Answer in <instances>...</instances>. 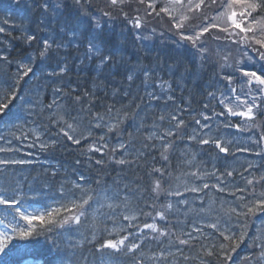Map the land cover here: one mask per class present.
Listing matches in <instances>:
<instances>
[{
	"label": "snow or ice",
	"instance_id": "obj_1",
	"mask_svg": "<svg viewBox=\"0 0 264 264\" xmlns=\"http://www.w3.org/2000/svg\"><path fill=\"white\" fill-rule=\"evenodd\" d=\"M13 3L20 9L27 5L37 12L42 17L40 31L51 34L38 38L8 18L0 20V34L5 37L12 36L9 29L13 28L20 31L13 39L22 43L32 45L39 39L37 55L27 62L15 61L11 75L8 68L13 61L9 55L0 54V77L6 76L11 81L6 87L0 86V115L16 107L17 99L22 101L21 108L34 104L39 107L36 115L44 117L45 112L48 115L47 123L37 125L39 131L37 128L25 131L24 125H13L9 131L12 139L0 137L5 144L0 147V153L5 154L0 158V180L4 182L0 184L3 209L0 264H51L43 251L35 250L41 238L51 245L47 252L55 249L61 264L62 251L69 250L72 264H122V261L190 264L193 260L211 264L213 259L216 264H229L232 254L248 237V221L264 213V173L258 175L255 171L261 166L250 161L241 164L237 159L238 153L264 159V0H31V3L13 0ZM117 21L128 29L122 47L131 43L147 48L145 42L157 35L155 24H160L162 28L166 26L160 36L166 31L178 47L190 46L202 67L211 64L217 69L216 80L206 90L209 102L203 104L204 111L194 112L176 103L178 81L158 77L154 70L140 64L128 67L123 57L117 60L110 47L113 32L109 29ZM209 41L216 46L210 47ZM65 46L76 51L84 47L85 59L93 61L98 69L123 67L129 88L139 79L144 94L132 96L125 90L123 96L131 97L129 103L119 108L116 103L106 104L103 112L96 110L94 93H81L63 85L53 87L54 98L47 105L26 100L20 95L21 82L35 74L36 65L51 69L45 75L56 78L53 85L67 75V60L58 58ZM233 46L236 56L232 53ZM169 67L174 74L179 71L178 67ZM180 79H184L182 74ZM149 87L153 90L147 91ZM146 98L149 105L155 102L157 106V111L151 113L152 123L149 125L142 119L136 132H129L128 139H123L124 124L140 116ZM185 114L191 120H186ZM236 117L240 119L234 121ZM213 119L219 120V125H213ZM228 129L252 133L247 139L254 147L241 144L234 137L229 139L222 132ZM49 130L54 134L45 141L43 135ZM112 135L120 138L115 145L108 142ZM30 136L33 142L29 148L38 146L41 151H55L62 147L63 138L78 146L80 156L88 161L99 154L94 163L100 169L111 164L143 168L147 185L142 188L137 184L135 191L118 185L108 189L98 178L95 186H91L81 173L74 180L65 177L56 195L43 186L25 190L27 177L21 179L15 169L30 165L33 160L19 158L23 149L13 146V140L24 141ZM180 142H186V147L177 156ZM192 143L212 145L225 160L232 157L233 161L222 170L215 165L208 169L198 161L196 153L188 150L187 145ZM173 159L177 161L175 165ZM158 162H162L159 167ZM50 175L55 178L58 174L53 170ZM237 176L242 185L236 183ZM201 193L209 196V200L206 203L201 199L194 208L186 197L195 194L199 198ZM210 193L227 194L233 200L229 203L212 198ZM45 196L50 203L34 208L31 202ZM105 207L109 212H101ZM188 213L195 216V222L185 224L180 220ZM102 217L111 222V228ZM85 231L91 233V239L84 235ZM74 233H79L83 240L72 243ZM65 237L69 241L67 246ZM149 244L156 247L148 248ZM249 246L253 251L242 258L241 264H264V232L251 238ZM186 249L194 255L186 254Z\"/></svg>",
	"mask_w": 264,
	"mask_h": 264
},
{
	"label": "trees",
	"instance_id": "obj_2",
	"mask_svg": "<svg viewBox=\"0 0 264 264\" xmlns=\"http://www.w3.org/2000/svg\"><path fill=\"white\" fill-rule=\"evenodd\" d=\"M3 1V0H2ZM4 2H8L5 0ZM12 8L19 14V20L15 23L22 26L26 29L28 34H35L38 38H42L51 33L41 32L39 26V17L38 13L29 9L27 5L23 9L18 8L13 4ZM155 23V22H154ZM158 29L157 35L152 39V42H145L147 48H142L139 45L128 44L127 47H122L121 42L125 39V36L128 35L127 27L117 21L109 25V29L113 32V45L110 46L111 50L115 52L116 58L119 61L121 57L127 62L128 67H134L137 64L141 66H146L155 71L158 77L176 80L178 81V87L175 92L176 103L182 105L183 107L190 108L194 112L204 111L203 104L208 103L209 100L206 96V90L209 89V85L216 80L215 72L217 69L211 64H205L201 66V62L194 55V51L190 46L178 47L173 42V37L165 31L164 36H160L159 32L164 30L160 24H155ZM123 33V35H121ZM20 35V31L14 29L12 31V36L9 37V41L6 44L15 45L13 54H16L17 58H25L24 61L27 62L29 57L36 56V49L39 44V39L33 42L32 45L22 43L19 40L13 39V36ZM5 44V45H6ZM235 49V47H232ZM85 48L81 47L79 51H76L74 47L65 46L60 50V53H63L67 56L69 62V72L62 79L57 81L56 85H53V81L56 78H48L45 75V72L48 69L43 68V66H35V74L31 76L30 82L37 90L34 92L32 89V100L36 101L38 99L40 105H47L54 98L53 87L63 85L65 87H71L77 91L83 93L85 91H90L94 93L93 99L95 100L96 110L103 112L104 105L116 103V107L119 108L121 104H128L131 97L123 96V92L128 90L132 93V96L137 94L143 95L145 89L141 85L140 80H136L134 84L129 88V83L125 79V69L123 67H112L108 70L98 69L96 64L93 61L87 60L84 57ZM233 56L235 52H232ZM98 63V62H97ZM178 67L179 71L174 74L172 69L169 66ZM9 71L14 72V70L9 67ZM181 74L184 79H180ZM7 77H3V82L7 81ZM27 81V80H26ZM28 84V82H27ZM218 86V85H217ZM148 91V89H147ZM190 101V103H188ZM215 103V102H213ZM145 107L140 110V116L135 120L127 121L124 124V135L123 139H128L129 132H136L137 126L141 123V120H146L147 124L152 123L151 113L157 111V106L155 102H152L149 105L147 98L144 101ZM27 110V108L25 109ZM219 106H217V111H219ZM39 111V107L32 104L29 108L28 115L30 119H17L15 121H8L4 117L0 116V137H6L7 139H12L9 136V131L12 129L13 125H24V130L28 131L31 128H37L38 124L47 123V115L45 112L44 117L36 115V112ZM210 114V112H209ZM186 120H191V117L185 114ZM234 121H238L240 118H233ZM213 125H219V120L213 119L211 121ZM40 129L37 128V131ZM192 129H189L191 132ZM215 131V129H214ZM222 132L227 135L229 139L235 138L240 141L241 144L247 146L250 145L248 136L253 135L252 133H237L234 129L222 130ZM5 133V135H4ZM54 134L53 130H49L46 135H43V139L47 141ZM97 135L101 134L99 132ZM146 134V133H145ZM120 138L112 135L108 142L111 145L118 143ZM33 142L32 137L30 136L28 140L16 141L13 140V146L20 147L23 151L19 154V158L31 159L33 163L30 165L19 166L17 171L18 176L23 179L27 177V184L25 185V190L28 187H45L52 189V195H56V189L59 187L60 183L68 177L69 180L77 179L82 173L88 180L89 185L95 186L96 179H100L102 183L108 189H115L118 185L121 189L127 188L136 190L137 184L140 187H145L147 185V177H144L143 168H129L127 166L120 165H107L104 169H100L95 165L94 160L100 158L99 154L94 155L92 161H88L85 157L80 156V149L78 146L71 145L61 138L62 147H59L55 151H41L39 147L29 148L28 145ZM5 146L4 141L0 140V147ZM186 147V142H180L179 148L177 151V156H179L181 151H184ZM188 150L197 154L198 161L202 162L204 166L208 169H212L215 165L216 167L223 169L225 164L232 163L233 158L228 157L227 160L224 159L223 154H219L212 145L199 146L195 143L187 145ZM254 147V146H253ZM31 155H28V154ZM5 156L4 153H0V158ZM80 159L81 163L77 164L76 160ZM237 159L241 164L246 161H250L253 164L260 165L255 169L256 173H264V159L256 157L253 154L249 153H238ZM157 161L159 157L157 156ZM162 162L157 163V167L160 166ZM177 163L176 159H173L172 165ZM55 170L57 176L55 178L51 177V171ZM176 175L179 174L177 171ZM141 177H144L141 179ZM214 182V181H213ZM4 182L0 180V184ZM236 183L243 184V181L237 176ZM147 195V194H145ZM209 195L212 198H218L220 200H225L229 203L232 202L233 197L228 196L227 194L222 193H210ZM192 206L195 208L199 206L200 200L203 199L206 203L209 200V196H206L204 193H201L199 198L195 194H188L186 197ZM179 199V198H177ZM33 207H41L46 203H50L47 197H43L40 201L31 202ZM135 205V201H133ZM143 206V203H141ZM32 209H29L31 211ZM3 212V209L0 208V213ZM101 212L107 213L109 209L106 207L101 210ZM99 215V213H97ZM105 222L108 227L111 228L112 224L110 221ZM144 218L141 217V222ZM180 220L185 224H188L189 221H196V218L191 213H188L186 216H181ZM151 222V221H148ZM173 222H175L173 220ZM123 223H127L126 221ZM163 223V222H159ZM233 227H236L234 224ZM190 230V229H189ZM238 230V229H237ZM83 231V229H82ZM135 233V229H132ZM206 232L210 233L211 230ZM248 237L245 239L244 243L241 244L240 248L232 254V260L236 261L233 264H241L242 258L246 255H249L253 249L250 248V240L253 237L258 236L261 232H264V213H259L256 216L252 217L248 221L247 227ZM84 235L91 239V233L85 231ZM99 236V233H97ZM106 235V234H105ZM79 233H74L72 236V243H75L78 240H83ZM59 242V237H56ZM69 243L68 239L65 237L64 246H67ZM148 248H155V244L147 245ZM51 248L49 243H46L42 238L40 239L39 244L36 245V251H43L47 257V260L51 264H61V261L57 258L58 254L53 249L50 253L47 252V249ZM147 250V249H146ZM174 252L175 249H172ZM258 251V249H257ZM186 254L194 255V253H188V250H185ZM63 255V264H72V252L69 250L67 252L61 253ZM26 259H31L30 257ZM213 263L216 264V261L213 259ZM122 264L126 262L122 261ZM190 264H199L198 261L193 260Z\"/></svg>",
	"mask_w": 264,
	"mask_h": 264
},
{
	"label": "rangeland",
	"instance_id": "obj_3",
	"mask_svg": "<svg viewBox=\"0 0 264 264\" xmlns=\"http://www.w3.org/2000/svg\"><path fill=\"white\" fill-rule=\"evenodd\" d=\"M212 41H209V44L211 43Z\"/></svg>",
	"mask_w": 264,
	"mask_h": 264
}]
</instances>
